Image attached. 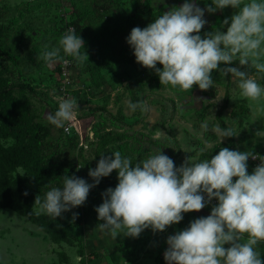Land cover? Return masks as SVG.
<instances>
[{
	"label": "rangeland",
	"instance_id": "374dc122",
	"mask_svg": "<svg viewBox=\"0 0 264 264\" xmlns=\"http://www.w3.org/2000/svg\"><path fill=\"white\" fill-rule=\"evenodd\" d=\"M210 2L200 0V6ZM182 3L183 0H164L155 6L154 0H0V69L12 80L33 88L35 94H29L32 108L44 120L51 106L58 108L60 96L56 87L61 86L64 63L45 62L40 56L43 45L59 46L61 36L74 28L72 23L77 24L85 41L89 61L66 57L70 61L69 87L76 91L62 97L78 100L75 128L82 144L77 138V146H67L63 137L57 142L58 159L69 162L76 171L85 170L93 164L97 136L107 131L128 137L107 146L100 158L119 150L135 163L162 149L166 154L168 150L177 152L174 161L178 165L187 157L195 161L200 152L220 141L215 116L227 94L228 104L221 118L237 132L234 149L256 155L248 159L249 172L264 160V114L254 113L249 101L240 96L235 78L214 71L218 81L206 90L195 85L192 90L164 85L154 70L141 66L126 48L129 46L126 37L134 26L144 27L163 11ZM234 12L230 6L212 13L206 11L208 22L201 33L215 31ZM157 66L162 67L159 63ZM250 71L255 74V70ZM130 99L145 102L148 109L138 107L135 112L129 111ZM99 122H103L104 129L96 133ZM204 122L209 125L207 131L201 127ZM224 141L223 138L221 142ZM8 148H11L9 139L0 138V157L8 156ZM9 177L11 181L22 178L25 191L34 198L37 196L23 168L14 166ZM109 179L111 185L93 187L83 205L63 213L61 219L70 225L69 233L58 231L53 224L57 218L36 215L35 201L32 212L38 220L44 219L47 226L51 224L48 227L51 234L13 210L1 209L0 264H166L163 257L166 238L179 226L170 225L164 231L148 228L138 237L120 234L114 240L96 228L102 221L98 220L95 207L102 203V192L118 183L116 170L100 182L105 184ZM203 210L185 213L186 222L204 213ZM73 212L79 213L75 220ZM78 218L79 226L75 223ZM154 237L162 238L164 243L155 244Z\"/></svg>",
	"mask_w": 264,
	"mask_h": 264
},
{
	"label": "clouds",
	"instance_id": "9594fccd",
	"mask_svg": "<svg viewBox=\"0 0 264 264\" xmlns=\"http://www.w3.org/2000/svg\"><path fill=\"white\" fill-rule=\"evenodd\" d=\"M229 6L235 12L215 31L202 34L208 22L205 12ZM126 42L136 62L154 70L160 83L206 90L214 85V71L222 72L236 79L240 96L249 101L254 113L264 114V84L260 82L264 79V0H211L205 7L200 6V0H183L146 26H134ZM40 56L48 64H67L69 56L80 62L88 60L85 41L75 28L61 36L59 46L43 45ZM77 102L60 98L55 112L46 113L54 130L78 121ZM127 107L132 112L138 107L148 109L145 102L131 99ZM201 127L209 129L207 122ZM215 131L219 143L237 135L232 127L221 124ZM250 156L256 158L247 150L224 146L211 158L190 161L187 157L177 166L162 149L135 163L116 150L102 155L95 167L89 168L91 183L84 177L64 175L61 185L50 186L43 197L37 195L35 214L61 217L83 205L90 189L116 170L118 183L102 192V203L95 207L102 221L96 228L104 235L114 240L120 234L138 237L148 228L164 231L182 221L185 213L199 211L215 198L208 215L194 218L167 236L166 264H264L257 249L264 241V160L260 158L261 163L249 172ZM78 216L73 212L72 220Z\"/></svg>",
	"mask_w": 264,
	"mask_h": 264
},
{
	"label": "trees",
	"instance_id": "16d2710c",
	"mask_svg": "<svg viewBox=\"0 0 264 264\" xmlns=\"http://www.w3.org/2000/svg\"><path fill=\"white\" fill-rule=\"evenodd\" d=\"M72 25H74L77 34L81 36L77 24L72 23ZM126 48L132 51L130 46H126ZM126 48L123 47V49ZM128 50H123V52ZM131 55L135 58L133 51ZM241 67L243 68L244 66ZM144 69L142 68V71ZM5 72V70L0 69V138H11L13 142H11V148H8L6 154L8 156L0 157V210L9 208L17 214L26 217L31 223L38 225L47 234H51L48 228H51V224L49 223V226H47V222L44 219L38 220L32 212V204L35 198L28 192L27 195H24L25 189L22 186V178L10 180V170L14 166L23 168L29 183L34 185V193L43 197L50 186L62 184L64 175L84 177L90 182L92 178L88 175L89 168L95 167L104 149L107 146L123 141L128 136L124 133L103 131L97 136L93 152V164L83 171H76L74 167L69 165V162H63L60 158L58 159L57 142L64 137L67 146H77V135L73 131L69 135H65L62 129L54 130V126L47 119H42V116L32 108L29 94H35L33 88L28 84L12 80ZM214 81H218L215 75ZM260 82L264 84V79H261ZM75 91L73 90L71 93ZM227 104L228 96L226 94L224 104L215 116L216 123L221 124L222 127H228L221 118L222 111L227 107ZM55 110L51 106L46 112H55ZM101 110L104 111L103 108ZM103 127V122H99V124H96L97 130L95 132L97 133L99 129H104ZM224 139V142L219 143L217 141L210 149L200 152L196 160L204 159L207 156L211 158L221 147H235V136ZM168 155L174 159L177 156V152L168 150ZM176 165L179 166L178 164ZM104 185H111L110 179L106 180L105 184L100 182L96 187L99 188ZM203 211L205 214L200 212L198 216L209 214L206 210ZM186 221L188 220L184 218L175 226H179L180 230L182 229L180 225L184 224L185 227L188 225ZM75 223L79 226L80 219L78 218ZM53 224L58 226V231L69 233L70 225L62 221L61 217H57ZM77 237V235L73 236V239ZM152 241L160 245L164 243L163 239L159 237H154ZM257 249L262 253V259H264V241L258 244ZM163 250L165 251V248Z\"/></svg>",
	"mask_w": 264,
	"mask_h": 264
},
{
	"label": "built area",
	"instance_id": "2783aa9c",
	"mask_svg": "<svg viewBox=\"0 0 264 264\" xmlns=\"http://www.w3.org/2000/svg\"><path fill=\"white\" fill-rule=\"evenodd\" d=\"M33 1H35V0H27V2H33ZM68 67H69V63H67V64L64 63V65L61 67V73H60L61 86L56 87V91L58 92V95L60 96V98L66 96L67 93H69L71 95V92L73 90H75V88H72L71 86L69 87L70 82L68 79ZM77 122L69 125L66 129H62V130H63V133L65 135H69L73 131L77 135L79 145H81L82 143H81L80 133L77 130L78 128L77 129L75 128V125L77 124ZM215 203H216V200L214 198L213 201L208 206H206L204 208V210H206L208 213H210L211 207Z\"/></svg>",
	"mask_w": 264,
	"mask_h": 264
},
{
	"label": "crops",
	"instance_id": "0c3cea01",
	"mask_svg": "<svg viewBox=\"0 0 264 264\" xmlns=\"http://www.w3.org/2000/svg\"><path fill=\"white\" fill-rule=\"evenodd\" d=\"M174 1H176V0H174Z\"/></svg>",
	"mask_w": 264,
	"mask_h": 264
}]
</instances>
